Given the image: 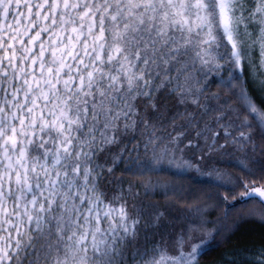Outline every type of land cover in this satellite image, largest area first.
Wrapping results in <instances>:
<instances>
[{"label": "snow or ice", "instance_id": "snow-or-ice-1", "mask_svg": "<svg viewBox=\"0 0 264 264\" xmlns=\"http://www.w3.org/2000/svg\"><path fill=\"white\" fill-rule=\"evenodd\" d=\"M0 264H264V0H0Z\"/></svg>", "mask_w": 264, "mask_h": 264}, {"label": "trees", "instance_id": "trees-1", "mask_svg": "<svg viewBox=\"0 0 264 264\" xmlns=\"http://www.w3.org/2000/svg\"><path fill=\"white\" fill-rule=\"evenodd\" d=\"M152 202L158 204V205H165L168 203H173L176 208H184L186 205L179 204L178 202L175 201L174 197H169L166 199L162 195L154 196L150 198ZM222 209L219 210V213L214 212L213 215H217L222 213ZM229 223V222H226ZM261 227L260 224L257 221L249 222L246 224H242L239 228V230L235 233V235H232L226 243H222L220 247L216 250L215 253H212L213 256L218 255L219 252H223L228 249H232L238 245L241 244H247L251 241H259L261 236ZM227 235V234H226Z\"/></svg>", "mask_w": 264, "mask_h": 264}]
</instances>
